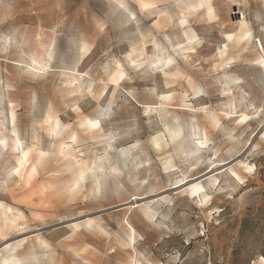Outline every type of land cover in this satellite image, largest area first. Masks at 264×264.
<instances>
[{
	"label": "snow or ice",
	"instance_id": "6c2138e0",
	"mask_svg": "<svg viewBox=\"0 0 264 264\" xmlns=\"http://www.w3.org/2000/svg\"><path fill=\"white\" fill-rule=\"evenodd\" d=\"M241 3L248 11L239 32L209 54L201 34L218 21L215 0H108L106 14L35 30L18 27L12 0H0V190L11 185L25 196L92 207L102 186H119L133 170L147 171L148 184L153 160L211 154L227 123L264 120V0ZM55 8L63 17L64 0ZM126 33L133 39L119 52L104 43ZM231 176L244 183L236 171ZM217 183L190 194L208 204ZM133 212L164 235L155 206ZM130 217L115 234L89 220L62 239L5 243L0 264H103L101 254L119 255L120 264H181L175 253L157 260L141 249ZM32 219L40 217L17 213L11 231L27 232ZM96 237L108 239V248L94 247ZM8 238L0 231V240ZM250 264H264V253Z\"/></svg>",
	"mask_w": 264,
	"mask_h": 264
},
{
	"label": "rangeland",
	"instance_id": "374dc122",
	"mask_svg": "<svg viewBox=\"0 0 264 264\" xmlns=\"http://www.w3.org/2000/svg\"><path fill=\"white\" fill-rule=\"evenodd\" d=\"M58 2L60 0H12L15 5L12 18L18 27L35 30L41 26L55 27L57 23L71 27L70 22L80 16L103 15L108 11V0H64L62 17L55 8ZM215 3L218 21L205 27L201 34L204 50L209 54L227 35L239 32L248 11L241 0H215ZM60 39L58 36L57 40ZM132 39L131 33H126L123 41L109 34L104 43L111 46L115 42V51L119 52ZM210 102L219 103L214 97ZM261 143H264V120L256 118L238 126L227 123L226 130L216 137L211 154L202 151L198 156L171 161L155 159L150 166L148 184L142 182L148 178L147 171L133 170L131 177L126 175L119 181V186L114 182L102 186L99 197L92 201L94 206L88 208L32 193H28L31 200L19 203L28 200V196L9 185L7 191L0 190V204L12 208L15 216L23 212L26 217L40 219H32L27 232H12V226L5 227L0 218V231L9 233L8 240H0V245H14L24 238L30 242L37 235L62 239L74 226L89 220L102 222L115 234L121 218L131 213L130 218L136 221L138 234L143 237L138 241L140 248L157 260L167 258L171 252L182 257L181 264L184 261L187 264H250L251 259L264 253V150H260ZM165 164L170 165L168 171ZM244 165L253 171L245 172ZM148 167L146 164L145 169ZM232 171L241 176L243 184L235 181ZM180 176H183L182 183L177 182ZM212 181L218 182L215 194L208 204L201 206L202 197L192 196L190 189L199 185L207 190ZM151 206H155L166 225L163 236L159 228L133 212L134 208ZM109 243L106 238L96 237L93 246L107 249ZM97 259L103 264H120L119 255L101 254Z\"/></svg>",
	"mask_w": 264,
	"mask_h": 264
},
{
	"label": "bare ground",
	"instance_id": "6f19581e",
	"mask_svg": "<svg viewBox=\"0 0 264 264\" xmlns=\"http://www.w3.org/2000/svg\"><path fill=\"white\" fill-rule=\"evenodd\" d=\"M197 186H199V185H195L190 190L196 188ZM7 208L8 207H5V206L3 208H0V218L2 219L4 226L5 225L12 226L10 221L15 218V215L13 213H8Z\"/></svg>",
	"mask_w": 264,
	"mask_h": 264
}]
</instances>
